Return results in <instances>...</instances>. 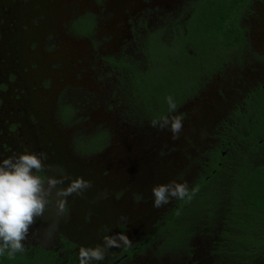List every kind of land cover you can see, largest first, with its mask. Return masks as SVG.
I'll use <instances>...</instances> for the list:
<instances>
[{
	"label": "flooded vegetation",
	"instance_id": "flooded-vegetation-1",
	"mask_svg": "<svg viewBox=\"0 0 264 264\" xmlns=\"http://www.w3.org/2000/svg\"><path fill=\"white\" fill-rule=\"evenodd\" d=\"M230 1L0 0V158L7 151L6 144L22 136L24 130L22 133L31 137L27 141L32 152L46 156L54 153L55 163L46 157L45 164H58L68 175L72 172L66 162H58L57 140L43 133L47 130L44 101L56 102L57 117L65 125L86 117L89 104L98 103L100 98H90L78 81L69 83L65 77L68 72L65 66L70 67L71 63L68 54L78 53L80 42L70 43L61 34L59 25L75 35L97 37L92 45L105 75L100 96H110L111 101L106 106L113 104L119 117L132 125V130L127 132L129 139L147 137L149 129L158 127L165 118L180 117L182 122H190L195 128L186 132L190 149L185 153L195 173L187 181L186 178L184 182L177 180V183L186 182L190 193L193 189L195 192L190 200L170 197V202L154 214H150L146 206L153 202L149 199L154 197L152 189L158 182L154 175L148 177V171L154 166L166 169L173 156L180 152L166 144L168 146L152 151L130 147L123 153L116 151V155H107L113 161H125L123 164L132 169V174L140 177L125 181L122 188L116 187L113 191L104 187L94 195L90 189L84 194L91 204L119 202V214L111 218L119 220L117 230L129 237L131 245L108 248L105 258L92 264H133L134 259L149 248H158L160 254L178 256L173 264H193L189 241L200 234H208L205 235L208 239L214 229H219L221 242L211 251L213 264L264 263V254L260 252L249 259L231 255L230 248L240 244V236L235 235L240 232V222L231 219L230 211L219 215L217 212L214 218L210 214L213 210L206 204L211 192L217 190L215 183L226 188L236 185L239 211L245 203L242 194L245 180H236L230 174H224L220 181L209 180L215 166H225V170L231 167L236 173L245 171L247 162L258 169L264 168L261 116L250 131L252 125L244 126L241 122V115L246 113L253 95L264 97V0H238L236 21L232 20L234 13L220 20L219 15L229 10ZM63 6L74 14L71 23L57 18ZM249 70L255 77L248 86L243 73ZM55 82L60 88L57 95L52 94ZM213 83L219 90L218 103L231 102V109L220 121L210 145L198 148L195 142L197 128L201 127L197 125L198 119L207 114L204 106L207 100L202 98L206 95L202 90ZM229 89L241 92L239 98L230 101ZM169 98L175 104L174 109H170ZM153 121L157 122L155 126ZM88 124V136L76 142V149L89 156L113 152L108 140L112 139L113 132L106 126L98 127L91 120ZM234 130L244 133L234 137L231 135ZM253 142L258 154L250 151L249 145ZM104 170L108 172L107 168ZM37 174L46 177L44 172ZM164 184L162 181L159 185ZM133 200L139 205L121 203ZM69 201L67 198V204ZM70 209L72 207L67 206L65 213ZM92 213L100 214V211L91 208L88 214ZM244 217L245 220H239L255 224L250 215ZM109 233L105 231V236ZM56 241L58 246L53 248H43L39 241L31 245L24 243V246L25 250L51 251L64 263L73 256L79 262L75 242L60 235ZM103 243L101 241L99 246L103 247Z\"/></svg>",
	"mask_w": 264,
	"mask_h": 264
},
{
	"label": "rangeland",
	"instance_id": "rangeland-1",
	"mask_svg": "<svg viewBox=\"0 0 264 264\" xmlns=\"http://www.w3.org/2000/svg\"><path fill=\"white\" fill-rule=\"evenodd\" d=\"M62 9L63 12L61 14H57L59 16L57 18H62V21L65 23H71L75 18L72 10H68L66 6H63ZM59 22L61 24V21ZM65 25L67 27V24ZM58 27L61 34L64 35L70 43L80 42V51L76 54L72 52H69L68 54L71 63L70 67L68 65L65 66L68 71L65 77L69 83H76L78 81L80 85H82L81 88L85 90L86 94L89 95L90 98H100L98 103L93 101L89 104L86 117H83V119L81 118V120H77L76 122H71L69 124L66 123L65 125L61 124V121H59V118L57 117L56 102L50 99L44 101V110L46 114L45 126L47 130L43 133L49 135V138H55L57 140V151L60 153L57 158L58 162H60V164L62 162H66V164L71 167V177H82L84 180L90 181L91 187L88 189L91 190V195L98 193V191L104 187L106 190L110 189L112 191L116 187L122 188L125 181L130 182L131 179H134V177H140V175L132 174V169H128V166L123 164L125 161L121 159L113 161V159H109V156L107 155H116V151L119 154L123 153L129 150L130 147H135L136 149L139 147H145L151 149L152 151L156 148L168 146L166 144L171 145L175 148L176 152H180L181 154L179 153L173 156V158L169 161L171 165L167 166L166 169L164 166H154V168L148 171V177L150 175H154L158 182L157 186L162 181L163 184L165 183L164 185H167L168 181L169 183L173 181L177 183V180L184 182L185 178L187 181L188 177H192L195 173V168L192 166L191 161L186 160L185 156V153L189 152L190 149L186 132L194 131L195 129L191 126V123L182 122V130L179 132L177 139H173L170 124L163 128L160 126L163 122L162 120L158 123V127L156 125L155 127H151L149 129L147 137L143 139H129L127 137V132L132 130V125L128 121L119 117L118 112L114 111L113 104H110L112 107L106 106V103L111 101L110 96L105 98L102 97L103 95L100 96V93L103 90V83L101 80L105 78V75L103 74L102 68L98 65V57L97 54L94 53V47L92 45L97 37L89 38L87 36L75 35L71 31L67 32L63 25H59ZM255 39L257 38L255 37ZM40 52L45 54L43 50ZM36 58H38V55ZM243 75L245 76L247 85H251L255 74L249 70L244 71ZM55 83L56 86L53 89V95H57L58 90H60L58 82ZM215 86L216 83H213L208 87V89L202 90V93H205L204 95H206L202 98L207 100L204 102L207 114L198 119L197 125L201 126L197 128L196 133L195 142L197 143L198 148H205L210 145L211 140H214L213 135L217 131L220 121L231 109V102L223 104L218 103L220 99L218 93L219 90H216ZM233 91L234 89H229L230 101H235L241 94V92L234 93ZM89 120L94 121L95 125L98 127L106 126L107 130L113 132L112 139H108L112 144L111 151L113 152L108 151L109 154L105 153L103 156H89L76 149V142L80 138L88 136L86 132L90 131L88 124ZM23 131L24 130L21 131L22 136L17 137L13 142H9V145L6 144L7 151L5 154H2V158L12 154H19L21 152H32V147L27 141V139H31V137L22 133ZM184 131L185 135H183ZM27 132H30V129H27ZM30 134H32V132H30ZM8 140L9 139H4L5 142ZM87 143L88 145L91 144L88 141ZM51 155L46 157L51 160L52 163H55L54 153ZM53 167L60 166L58 164H53ZM104 168L108 169L107 173ZM102 170H104L103 173H101ZM44 174L45 176L55 175L52 171L47 173L44 172ZM68 198L71 202L69 201L67 206L72 207L70 212L57 215L54 207L47 208L44 215L37 218L36 222L31 226L27 239L23 241V243L31 245L32 242L34 243V241H39L41 247L53 248L58 246L56 240L57 236L60 235V237H64L65 240L75 242L78 247L77 252L79 254L81 247L95 248L96 246H99V243L103 241L105 231L110 232V236L120 233V230H117L119 220L111 218V216L116 217V215L119 214L120 204L118 201L113 200L91 204L90 198H86L84 193L83 195H72ZM150 200L153 201L154 197L150 198L149 201ZM121 203L127 204L128 206L131 204L139 205V203L135 200L131 202L122 201ZM146 207L150 208V214L158 212L161 208H154L153 202L148 203ZM91 208L99 209L100 214H88ZM139 208L140 207H138V209ZM88 217H91V219ZM36 223H38V225H35ZM205 235L208 234L196 235L189 241L188 244L191 249V259L196 264H213L214 257L211 251L216 248L218 243L221 242L219 229L211 231L208 239ZM160 253L161 252L158 248L153 250L152 248H149L136 257L133 264H173V262L178 259V256L174 257Z\"/></svg>",
	"mask_w": 264,
	"mask_h": 264
},
{
	"label": "clouds",
	"instance_id": "clouds-1",
	"mask_svg": "<svg viewBox=\"0 0 264 264\" xmlns=\"http://www.w3.org/2000/svg\"><path fill=\"white\" fill-rule=\"evenodd\" d=\"M170 109L175 108L171 103ZM153 121V126L156 125ZM170 124L173 139L178 138L182 130V119L165 118L160 126ZM46 155L35 152H21L0 158V254L7 252L11 257L17 252L25 251L23 241L27 239L29 229L42 217L45 210L54 207L57 215L67 210V198L72 195H83L91 187V182L82 177L72 178L62 167L45 164ZM52 171L55 175L42 178L37 173ZM153 207L160 208L170 202L171 198H192L187 183L170 182L167 185L154 186L152 189ZM103 247H81L79 250L80 264H92L102 261L108 248L128 247L131 240L128 236L118 233L106 235Z\"/></svg>",
	"mask_w": 264,
	"mask_h": 264
},
{
	"label": "trees",
	"instance_id": "trees-1",
	"mask_svg": "<svg viewBox=\"0 0 264 264\" xmlns=\"http://www.w3.org/2000/svg\"><path fill=\"white\" fill-rule=\"evenodd\" d=\"M229 4V10L219 15V19L230 18L234 13V22L236 21L237 11L236 6L239 4L238 0H231ZM229 45H233L229 43ZM172 91L173 89H169ZM250 100L246 113L242 114L243 120L241 122L244 123V126L252 125L255 126V121L259 116H261L260 126L264 131V97L258 98L256 95ZM257 98V99H256ZM257 117L255 118L256 114ZM242 132H237L234 130L231 135L234 137H241ZM241 139V138H239ZM248 146V145H247ZM250 146V151L252 153H257L258 150L255 147V142H253ZM247 169L245 171H231V167L229 170H225V166L223 168L214 167V174L210 176V179L214 180H222L225 177L224 174L234 175V179H244L245 180V189L242 192L243 197L245 198V203L242 205L240 211L238 207L240 206L237 200L236 185L233 187H219L218 184H214L217 190L211 192V196L208 200H206V204L213 210L210 211V214L215 218L216 213L224 214L225 211L231 212V219L235 222H240L239 228L240 232L235 235H239L240 239L238 242L239 245H236L233 248H230L231 255H239L241 258L249 259L253 258L255 254L260 252L261 255L264 254V168L258 169L255 167L253 163H248L245 165ZM254 167V168H251ZM216 182V181H214ZM232 186V184H230ZM233 189V190H232ZM210 210V209H209ZM257 211H263L261 215L253 214ZM236 214L240 216L236 217ZM253 214V215H251ZM249 216L255 221L249 224H246L243 221H240L241 218L245 220V217ZM213 218V219H214ZM240 219V220H239ZM257 225V227H256ZM234 234H232L233 236ZM234 235V236H235ZM77 257H72L66 263L63 260L59 259L53 252L46 251L43 249H35V250H25L23 252H17L14 256H9L7 252L0 254V264H79L77 261Z\"/></svg>",
	"mask_w": 264,
	"mask_h": 264
}]
</instances>
